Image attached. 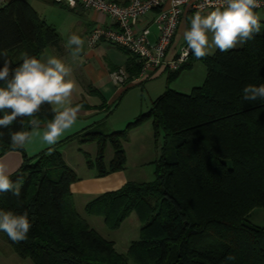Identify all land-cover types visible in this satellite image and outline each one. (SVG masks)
Listing matches in <instances>:
<instances>
[{"label": "trees", "instance_id": "obj_1", "mask_svg": "<svg viewBox=\"0 0 264 264\" xmlns=\"http://www.w3.org/2000/svg\"><path fill=\"white\" fill-rule=\"evenodd\" d=\"M59 40L56 29L28 1L10 0L0 8V69L8 60L10 78L25 54L41 60L44 50ZM132 57L125 68L130 80L142 69ZM197 60L206 66V76L189 93L167 86L122 131L108 134L95 125L66 138L96 143L95 158L84 152V161L103 177L124 169L122 145L132 129L151 120L155 138L162 132L152 181H127L85 206L86 213L101 216L110 229H118L133 212L137 215L139 237L129 244L127 256L77 211L70 187L79 177L57 144L32 158L16 149L24 161L10 178L23 180L21 196L0 193V211L28 212L31 227L24 241L13 242L0 231L16 255L32 264H128L127 257L134 264H264V226L248 220L254 208L264 207V100H243L245 86L264 84V33ZM193 61L191 55L171 71L168 82ZM53 115L44 104L36 118L46 125ZM29 119L18 117L0 129L5 133L0 154L13 150L9 132L31 130ZM108 144L114 155L106 164ZM230 255L235 259L227 260Z\"/></svg>", "mask_w": 264, "mask_h": 264}, {"label": "clouds", "instance_id": "obj_2", "mask_svg": "<svg viewBox=\"0 0 264 264\" xmlns=\"http://www.w3.org/2000/svg\"><path fill=\"white\" fill-rule=\"evenodd\" d=\"M69 3L73 4L74 0H69ZM259 7V0H222V6L204 14L201 6V10L190 19V28L183 33L188 50L201 59L209 54L210 48L228 52L254 39L261 33L260 17L254 11ZM83 45L84 40L79 35H70L67 46L72 49L73 60H78L80 64L85 63L81 55ZM70 74L71 68L60 58L50 57L42 62L25 54L23 64L14 70L10 78L9 61L5 60L0 69V81L4 82V86H0V113H4L0 117V129L9 128L18 117L30 118L31 128V132L21 130L8 133L13 150L24 148L31 142L32 136H40L44 143L55 145L64 132L73 126L79 106L74 107L72 103L76 82L68 78ZM258 99L264 100V84H249L243 88V100ZM44 104L51 106L54 115L41 133V120L36 117ZM9 109L10 113L6 111ZM4 135L0 131V139ZM22 184V179L13 182L6 166L0 163V193L11 192L19 198ZM30 227L27 211L21 215L0 211V231L13 242L24 241ZM226 259L234 260L235 257L230 255Z\"/></svg>", "mask_w": 264, "mask_h": 264}, {"label": "crops", "instance_id": "obj_3", "mask_svg": "<svg viewBox=\"0 0 264 264\" xmlns=\"http://www.w3.org/2000/svg\"><path fill=\"white\" fill-rule=\"evenodd\" d=\"M25 1H28L32 5V7L37 11L42 20L52 25V27L56 29V32L60 37V40L57 44L47 47L44 50L41 57L42 62L46 61L50 57L62 59L66 66L71 68V74L68 78L73 79L76 82V88L74 89L72 94V103L74 107L79 106L77 119L73 126L70 129L66 130L59 141L56 143L59 147L58 150L62 152V155L66 162L67 159L65 157V154L68 150L67 148L69 147V145L71 143H77V145L81 144L76 140H66V138H70L71 136L81 131L83 132L84 129L91 126L96 125L100 128V125H103L105 121H108L110 115L114 113L119 106H121V104L123 103V96L127 97L126 95L128 93L126 92L129 88L126 89L125 86H119L117 83H115L112 78V73L118 69L126 70V64L133 57L125 49L105 42L98 43L95 48H89L87 46L86 36L89 30H92L94 26L99 24H110V19L107 18L105 14L99 13L94 10L85 9L81 6L71 8L62 4L55 3L53 0L51 1L52 3L46 2L45 0H40L39 2H37L38 7L42 6L45 9L53 7L56 9H60L64 13L59 18L56 17L47 19L38 11V8H36L33 3L30 2V0ZM112 1L124 4L128 0ZM65 8L66 10H64ZM255 12L260 17L261 30H264V12ZM206 13L207 12H204V14ZM154 15H156V12L151 11L147 13V15H145L138 23L139 26H148V29L151 30L149 36L151 41H155L157 35V29L154 24ZM191 17L192 16H190L189 14H183L180 24L177 27L178 29L174 40H172V45L169 49V52L167 53L169 58L175 57L177 55L176 53H178L180 49L187 44V42L183 38V33L185 30L190 28ZM72 34H77L84 40L83 50L81 52V55H83L85 58V63L83 64H80L78 60H73V57L71 55L72 49L67 46L68 39ZM241 46L242 45H237L236 48ZM72 48H74V46H72ZM213 50L216 51V48L213 47ZM214 51L212 52L214 53ZM189 53L190 55L188 60L192 55L191 52ZM165 72H168L167 78L163 77ZM170 72V70H158L154 72L152 76L146 77V79L143 78V80H140V82L133 83V86L140 85L144 87V84L146 83L145 81H148L146 84L151 85L153 82H155V80H161L162 82L166 83V86H168V83L171 84L173 82V80L171 82H168L167 80ZM127 85H129V83ZM113 125L114 124H112L111 126L114 128L115 125ZM44 127V124L41 125V133ZM113 130L115 131L116 129ZM29 132H31V130ZM52 146L54 145H48L44 143L40 136H32L31 142L26 144V146L23 148V151L28 158H32L42 152L44 149ZM23 161V154L18 150H11L9 152H5L4 154H0V163L6 166L10 174L16 172L21 167V163H23ZM123 170L110 173L103 177L98 176V179H100V181L106 179L103 180L106 181L103 182L106 183L103 186L105 188L103 191H99L100 193H94L92 195V199L96 198L106 191L116 190L119 189L121 185H124L127 181H121V173L123 172ZM74 184H72V186ZM106 188H108V190ZM89 201H91V199H89L87 203ZM87 203H85V206L87 205ZM0 238L2 239V241H5L2 236H0Z\"/></svg>", "mask_w": 264, "mask_h": 264}, {"label": "rangeland", "instance_id": "obj_4", "mask_svg": "<svg viewBox=\"0 0 264 264\" xmlns=\"http://www.w3.org/2000/svg\"><path fill=\"white\" fill-rule=\"evenodd\" d=\"M40 0H30L33 5L38 8V11L47 19L61 17L63 11L56 8L45 9L38 7ZM52 3L51 0H45ZM60 8V7H59ZM66 10V8L64 9ZM264 33V30H261ZM209 54H213V48H210ZM194 61L192 62L191 69H186L181 72L180 76L173 79L168 86L183 92L189 93L193 87L202 85L206 76V66L204 63L197 60L192 54ZM168 72H165L163 77L167 78ZM146 83L148 81H145ZM144 84L145 86L135 85L127 90L128 93L123 96V103L118 109L112 113L103 125H100V130L104 133H110L121 130L132 120L137 117L141 112L148 111L151 107L153 99L157 98L166 89V83L161 80H155L151 85ZM114 124L113 128L111 125ZM151 120H147L141 126L132 129L128 134V140L123 141V147L126 152V164L123 172L121 173V181H134V182H150L154 179L155 163L161 155V146L163 144V134L155 138ZM113 125V126H114ZM79 148V149H78ZM105 162L109 164L110 159L113 158V148L108 144L106 147ZM65 157L68 165L76 172L79 180L72 186L74 192V201L76 208L82 217L86 219L93 229L103 238L111 240L115 244L116 251L123 253L127 256V249L131 241L138 239L140 232V221L137 215L133 212L118 229H110L104 224L101 216L89 215L85 212V203L92 199L94 193H100L105 187L103 179L100 181L95 169L87 167L85 160V153H88L92 159L96 155V143L89 142L84 144L71 143L67 148ZM120 175V176H121ZM108 178V177H107ZM120 181V182H121ZM108 190V188H106ZM95 192H94V191ZM248 220L260 226H264V207L254 208L248 215ZM0 236H2L0 232ZM128 264H134L130 257ZM0 264H32L31 259L21 258L16 255L7 241H2L0 238Z\"/></svg>", "mask_w": 264, "mask_h": 264}, {"label": "built area", "instance_id": "obj_5", "mask_svg": "<svg viewBox=\"0 0 264 264\" xmlns=\"http://www.w3.org/2000/svg\"><path fill=\"white\" fill-rule=\"evenodd\" d=\"M10 0H0V8ZM52 1V0H51ZM71 8L81 6L85 9L105 14L110 19L109 25L99 24L89 30L86 44L95 48L98 43L105 42L123 48L136 56L142 69L139 75L130 80L129 73L118 69L112 73V78L119 86L128 83H137L143 78L152 76L158 70L175 71L188 61L190 51L187 44L183 46L173 58L168 57L172 40L177 32L183 14L192 16L201 10L203 13L222 6V0H128L126 3H116L112 0H53ZM260 7L254 11L264 12V0H259ZM155 11L154 24L157 29L155 41L149 36L151 30L148 26H139V21L147 13Z\"/></svg>", "mask_w": 264, "mask_h": 264}]
</instances>
